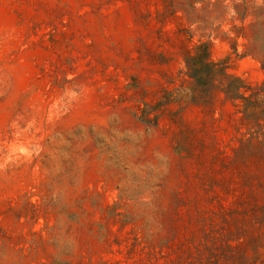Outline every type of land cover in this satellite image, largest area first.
<instances>
[{"label":"rangeland","instance_id":"374dc122","mask_svg":"<svg viewBox=\"0 0 264 264\" xmlns=\"http://www.w3.org/2000/svg\"><path fill=\"white\" fill-rule=\"evenodd\" d=\"M0 264H264V0H0Z\"/></svg>","mask_w":264,"mask_h":264},{"label":"trees","instance_id":"16d2710c","mask_svg":"<svg viewBox=\"0 0 264 264\" xmlns=\"http://www.w3.org/2000/svg\"><path fill=\"white\" fill-rule=\"evenodd\" d=\"M184 61L189 75L193 77L196 82H200L205 76L211 77L218 73L225 75L224 64L222 61H214L210 57L209 47L205 43L195 45L193 50L185 55ZM235 78L240 81V83L243 82L241 79ZM240 86L241 85L236 89L238 93H240Z\"/></svg>","mask_w":264,"mask_h":264}]
</instances>
